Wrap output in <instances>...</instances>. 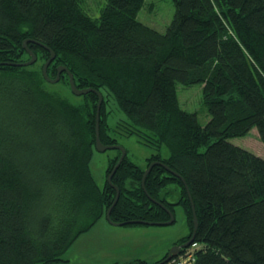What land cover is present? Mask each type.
<instances>
[{"label":"trees","instance_id":"1","mask_svg":"<svg viewBox=\"0 0 264 264\" xmlns=\"http://www.w3.org/2000/svg\"><path fill=\"white\" fill-rule=\"evenodd\" d=\"M88 2L0 0V264L67 261L63 254L113 204L108 175L122 154L115 149L101 186L91 166L99 96L75 95L66 71L48 82L51 53L38 43L28 42L36 62L16 65L31 59L27 38L55 51L51 78L64 65L78 87L102 93L104 144L119 143L115 100L126 115L116 133L139 134L155 150L145 165L127 151L112 177L120 190L112 222H163L181 205L189 226L181 244L194 229L193 201L194 264H264V159L229 140L256 127L264 143V0H173L164 32L138 19L145 0H106L98 16ZM196 83L205 125L178 97V84ZM153 161L165 165L153 166L144 189ZM134 224L147 225H125Z\"/></svg>","mask_w":264,"mask_h":264},{"label":"rangeland","instance_id":"2","mask_svg":"<svg viewBox=\"0 0 264 264\" xmlns=\"http://www.w3.org/2000/svg\"><path fill=\"white\" fill-rule=\"evenodd\" d=\"M106 0H91L88 10L95 15L100 14ZM93 14V15H94ZM175 14L173 0H145L138 13V19L164 32ZM61 92L70 95L63 85L57 86ZM178 97L181 107L196 112L199 121L205 125L210 119L207 107L203 101V84L196 83L190 86L178 84ZM113 109L112 119L115 136L118 144L122 145L128 155L135 162L145 165L146 158L155 150L144 143L139 134L116 133L117 121L126 119L125 113L118 107L115 100H111ZM235 145L246 148L264 159V143L260 140L256 127H253L246 136L229 139ZM206 147H202V150ZM164 156L169 155V149L162 147ZM117 154L115 149L100 151L95 147L91 162L92 170L97 182L103 186L107 180L106 169L109 159ZM175 196H178L175 194ZM176 197H170L175 201ZM175 221L169 225H115L107 220L106 215L93 228L83 233L73 245L63 254L67 261L56 264H111L114 261L129 263L135 259H145L151 263L162 259L178 241L189 233L185 211L181 205H175Z\"/></svg>","mask_w":264,"mask_h":264},{"label":"water","instance_id":"3","mask_svg":"<svg viewBox=\"0 0 264 264\" xmlns=\"http://www.w3.org/2000/svg\"><path fill=\"white\" fill-rule=\"evenodd\" d=\"M28 42L38 43V44L42 45L43 47H45L46 49H48L50 51L51 55H50V57L46 60V62L43 65V74H44L45 79L48 82L57 83L60 80V78H61V74L64 71H66V72H68L69 77H70L71 90H72V92L75 95L80 96V95L86 94V93H88L90 91H95L98 94V96H99L98 107H97V123H96V147L100 151H106V150H110V149H118V150L122 151V154H121L118 162L116 163V165L114 166V168L112 169V171L108 175V181H109V183L111 185H113L116 188L117 193H116V197H115V200H114L113 204L111 205V207L107 211V214H106L107 220L110 223L115 224V225H125V224H130V223H137V222L138 223H144V224H147V225H169V224H172L175 221V215L168 208H167V210L170 213V219L167 220V221H163V222L129 221V222H118V223L112 222L111 217H110L111 210L114 207V205L117 203V201L119 199V195H120L119 188L112 183V177L115 174V172L118 169V167L120 166V164L122 163V161L124 160V158H125V156L127 154V150L120 144H104L102 142L101 138H100V109H101V105H102V102H103V95H102V93L100 91H97V90L92 89V88H80V87H78L76 85V83H75L74 76H73L72 72L68 69L67 66H64V65L59 66L58 69H57L56 77L55 78H51L48 75V67H49L50 63L55 59L56 53L49 46L44 45L41 42H38L36 40L30 39V38H27V39L24 40L23 45H24L25 49H27V51L29 52V54L31 56V59L28 60V61H25V62L16 63V65L28 66V65H31V64L36 62L37 55L32 49H30L28 47ZM156 164L165 165V164H163L162 162H159V161H153V162L150 163L148 168L145 170L144 175H143V179H142V185H143L144 189H145L146 177L149 174V172L151 171V169L153 168V166L156 165ZM167 169H169V168H167ZM173 173H175V172H173ZM175 174H177V173H175ZM185 185L187 187V191L189 193V197H190V199L192 201V197H191V193L189 191V187H188V185L186 183H185ZM153 201L161 204V202H159L157 200L153 199ZM162 207H165V206L162 205ZM192 207H193V215H194V217H193L194 229H193V232H192V236L190 237V239L188 241H186L184 243H181V244H176L172 249L169 250V252L167 253V256L165 257V259H163L162 261L157 262L155 264H165V263H167L173 256L178 255L181 252L182 248H186L191 243H193L195 235H196V231H197V228H198V219H197V215H196V211H195V207H194L193 201H192Z\"/></svg>","mask_w":264,"mask_h":264},{"label":"built area","instance_id":"4","mask_svg":"<svg viewBox=\"0 0 264 264\" xmlns=\"http://www.w3.org/2000/svg\"><path fill=\"white\" fill-rule=\"evenodd\" d=\"M198 247L196 242L191 243L178 255L172 257L167 264H194L196 261L195 250Z\"/></svg>","mask_w":264,"mask_h":264},{"label":"crops","instance_id":"5","mask_svg":"<svg viewBox=\"0 0 264 264\" xmlns=\"http://www.w3.org/2000/svg\"><path fill=\"white\" fill-rule=\"evenodd\" d=\"M115 262V261H114Z\"/></svg>","mask_w":264,"mask_h":264}]
</instances>
